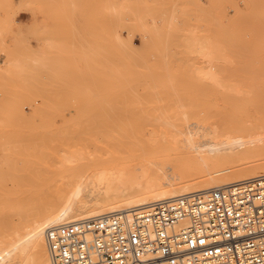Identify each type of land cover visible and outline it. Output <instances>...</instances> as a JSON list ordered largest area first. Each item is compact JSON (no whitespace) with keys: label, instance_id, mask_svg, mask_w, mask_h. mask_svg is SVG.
I'll list each match as a JSON object with an SVG mask.
<instances>
[{"label":"rangeland","instance_id":"obj_1","mask_svg":"<svg viewBox=\"0 0 264 264\" xmlns=\"http://www.w3.org/2000/svg\"><path fill=\"white\" fill-rule=\"evenodd\" d=\"M263 118L264 0H0V262L31 210L90 199L96 166L196 183L179 172L212 158L178 128L231 126L248 150L213 159L253 163Z\"/></svg>","mask_w":264,"mask_h":264},{"label":"built area","instance_id":"obj_2","mask_svg":"<svg viewBox=\"0 0 264 264\" xmlns=\"http://www.w3.org/2000/svg\"><path fill=\"white\" fill-rule=\"evenodd\" d=\"M44 235L52 264H264V175Z\"/></svg>","mask_w":264,"mask_h":264},{"label":"bare ground","instance_id":"obj_3","mask_svg":"<svg viewBox=\"0 0 264 264\" xmlns=\"http://www.w3.org/2000/svg\"><path fill=\"white\" fill-rule=\"evenodd\" d=\"M206 75L208 76L210 74L207 73ZM229 123L232 125V127L233 126L236 127L237 128L236 130H242L240 120L237 122L230 121ZM230 127L231 126L210 129L209 127H204L203 125H200V128L197 127L192 128L191 126L184 129H180V128H178V130L176 129L177 132L175 133V139L177 141L179 140V138H182L185 145L191 146L196 151H198L201 148L203 149V152L205 154L209 155L212 158L211 160H207L206 159L207 157L205 158L202 157V160H200V162L198 161L199 163L194 165L195 167L193 165L188 166V163L185 164V166L183 165L185 169L183 168L179 172L178 176L180 177L185 176L186 173L184 171L187 170L188 172L189 171L188 168H189L193 171L191 172V174L189 173L190 174L189 176H192L195 181L197 180L198 182L196 183H192L193 181L191 182V180L189 181L176 180V181L163 183L161 181L160 182L155 181L152 175H147L145 177L144 183H141L140 181H132V183H130L129 185H125L124 182H122L126 178V174L124 170L112 169V168L108 169L106 168V166L97 167L95 165L96 163L94 162V165L96 166L95 168V166H93V164L90 163L89 164L90 169L91 167L92 169L93 167L95 168L94 179L92 178L93 180L90 181L91 183L88 180L90 184H88L85 187V189L86 188L88 189L90 199L86 201H82V200L76 201L75 205L77 206L70 210L68 209V211L65 214L62 213V215L59 214L57 215L52 211L41 212L39 210V211L31 212L33 211L31 210L30 211L31 214H28L26 217L28 218V220L25 228L26 236L29 237V240L31 242L28 252L21 257L19 256L16 257L15 254L13 259L11 260L17 259L16 264H52L44 235V232L48 227L73 223L80 220H86L89 218L98 217L103 214L121 209L140 207L156 201L171 199L188 193L222 187L249 178H254L264 175V158H262V160L259 159V161L257 160V162L255 161L253 163L252 162L242 163L240 161V162H236V164L234 165L221 164L220 162H218V160L215 161L213 159L216 157L217 158L231 157L234 153L236 154L237 150L240 148L243 149L244 151L248 150L247 149L248 147L244 146L246 143H244L241 140L243 138H239L237 134H235L236 131L231 129ZM263 128L264 127L260 126V129H258V131L262 133ZM244 131L249 132V130H244ZM246 137L245 139L247 140L251 139L249 138L251 136L249 137L246 136ZM255 138L257 140L258 138H260L258 140V142L260 141V143L264 141V138L262 137L258 136ZM255 138L253 137V139ZM262 144L264 145V142ZM172 147L174 149L173 144L171 148ZM260 156H264V155H260ZM78 170L79 169H77L76 171ZM82 190L84 191V189ZM69 207L71 208V206ZM23 221L25 220L23 219ZM46 223L49 226H47ZM30 251H31L30 254L31 260H28L29 258L28 253ZM8 263L9 261L0 262V264H8Z\"/></svg>","mask_w":264,"mask_h":264}]
</instances>
